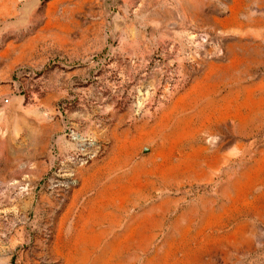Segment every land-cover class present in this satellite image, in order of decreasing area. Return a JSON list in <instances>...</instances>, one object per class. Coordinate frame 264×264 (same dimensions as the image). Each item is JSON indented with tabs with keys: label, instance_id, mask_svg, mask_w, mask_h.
<instances>
[{
	"label": "rangeland",
	"instance_id": "374dc122",
	"mask_svg": "<svg viewBox=\"0 0 264 264\" xmlns=\"http://www.w3.org/2000/svg\"><path fill=\"white\" fill-rule=\"evenodd\" d=\"M0 264H264V0H0Z\"/></svg>",
	"mask_w": 264,
	"mask_h": 264
}]
</instances>
